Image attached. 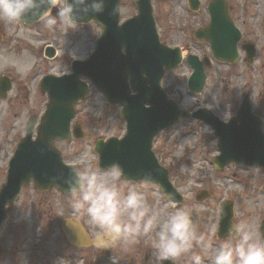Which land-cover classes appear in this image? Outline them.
Here are the masks:
<instances>
[{
	"label": "rangeland",
	"instance_id": "obj_1",
	"mask_svg": "<svg viewBox=\"0 0 264 264\" xmlns=\"http://www.w3.org/2000/svg\"><path fill=\"white\" fill-rule=\"evenodd\" d=\"M133 1L121 0L122 20L136 12ZM200 1V8L192 12L186 0H153L161 41L181 47L184 55L209 54L207 43L194 38V30L208 20L209 0ZM56 3L62 5L63 0ZM228 5L231 17L244 34L242 40L254 43L257 54L252 63L245 61L241 49L239 59L231 65L213 61L206 69L207 81L199 94H192L187 88L192 69L184 60L163 79L168 96L181 107L194 110L209 106L214 110L220 108L227 115L231 112L228 103L232 96H238L239 90L247 92L252 103L257 104L258 100L259 107H264V0H228ZM100 32L101 27L93 21L78 23L67 31L63 25L49 30L38 21L32 25L18 22L15 26L0 22V77L8 76L11 81V89L5 98H0V188L7 174L11 148L24 135L27 118H39L46 107L47 96L39 88L40 78L47 73L68 72L72 59L86 58L94 50ZM48 45L57 51L53 58L43 54ZM13 61L25 64L26 69L18 72ZM120 108L107 104L104 95L92 87L88 97L76 106L75 120L81 122L85 135L55 143L64 161L80 170L86 166L98 168L94 151L97 137H120L125 132ZM208 129L211 128L196 119H181L155 138L153 150L182 197L180 205L164 197L158 184L124 181L126 187L143 192L151 207H164L168 212L179 207L199 209L196 231L208 236L213 245L207 255L201 253L204 264H210L212 250L229 239L221 241L216 237L224 200L235 202L234 222H243L259 232L260 220L264 219V169L239 165H229L223 171L215 169L212 160L217 154L216 140ZM202 189L208 190L209 195L198 200L197 193ZM70 199V195L57 190L41 192L33 185L23 187L17 200L7 208V218L0 230V264H156L146 237L135 244L114 248L72 246L61 227L62 220L71 215ZM175 264H186V258H177Z\"/></svg>",
	"mask_w": 264,
	"mask_h": 264
},
{
	"label": "water",
	"instance_id": "obj_2",
	"mask_svg": "<svg viewBox=\"0 0 264 264\" xmlns=\"http://www.w3.org/2000/svg\"><path fill=\"white\" fill-rule=\"evenodd\" d=\"M119 3L120 0H106L103 12L81 15L79 22L86 23L94 19L103 28L96 50L86 60H74L71 74L47 75L42 79L41 89L48 96L47 108L37 126L35 139H32V134L36 118L28 119L26 135L18 143L9 162L6 182L0 190V224L5 217L6 204L12 202L21 186L30 180L41 190L56 186L68 193L64 180L76 168L63 162L53 142L71 137L70 121L75 114L74 104L85 97L88 91V85L80 79L83 75L88 76L96 88L105 94L109 103L123 105L121 117L127 124L123 138L111 137L106 142L97 140L95 150L99 153L101 168L118 164L123 179L156 182L172 199L180 201L181 196L168 178V170L158 163L151 149L154 136L161 129L173 126L180 117L201 119L215 129L220 153L215 156L214 164L218 169L221 170L230 162L264 166L261 119L251 112V105L242 103L238 115L224 123L210 110L190 112L168 99L161 80L165 70L171 71L179 64L180 49L169 48L159 42L151 0H137L138 14L122 24H119ZM197 6L198 2L195 1L192 7ZM114 8L118 10L115 13ZM208 10L209 24L198 28L196 35L206 39L216 59L234 62L238 57L240 31L228 15L226 0H211ZM25 19L28 24L35 22L30 16ZM244 48L247 60L251 62L255 55L254 46L244 45ZM46 54L52 56L53 48L47 47ZM187 61L194 69L188 80L189 89L198 93L205 81L203 64L196 55H188ZM204 62L210 65L208 58H204ZM10 86L9 78L2 77L0 96L4 97ZM73 135L78 138L83 136L78 123L73 126ZM53 177L59 179L53 180ZM208 195L207 191H201L197 199L202 200ZM232 216L233 202L226 200L221 205L218 227L220 238L228 235ZM195 218L194 212V221ZM74 229L72 232L69 230L71 236L76 240L78 237L84 238L80 224L77 223ZM164 263L172 264L171 261Z\"/></svg>",
	"mask_w": 264,
	"mask_h": 264
},
{
	"label": "clouds",
	"instance_id": "obj_3",
	"mask_svg": "<svg viewBox=\"0 0 264 264\" xmlns=\"http://www.w3.org/2000/svg\"><path fill=\"white\" fill-rule=\"evenodd\" d=\"M105 3L63 0L59 5L56 0H0V22L15 26L27 23L25 18L30 16L49 30L63 25L67 31L78 26L81 15L103 12ZM54 8L55 14L49 11ZM117 11L113 9V13ZM13 65L18 72L27 67L19 61H13ZM64 182L71 197L70 218L86 224L91 243L98 249L135 244L146 237L156 264H175L179 257H185L186 264H204L201 253L207 255L213 248L211 239L196 231L193 213L198 214L199 209L179 207L168 212L164 207L149 206L143 192L125 186L118 164L106 169H74ZM227 231L228 241L212 250L210 264H264V235L243 222L231 223Z\"/></svg>",
	"mask_w": 264,
	"mask_h": 264
},
{
	"label": "flooded vegetation",
	"instance_id": "obj_4",
	"mask_svg": "<svg viewBox=\"0 0 264 264\" xmlns=\"http://www.w3.org/2000/svg\"><path fill=\"white\" fill-rule=\"evenodd\" d=\"M243 36H244V34H243ZM246 95H247V97H249L247 92H245L243 90H239L238 96H232L230 102L228 103V104H230L231 112L229 114L225 115L223 113L222 109L216 108V110L214 111L215 114H217L223 121H227L231 116H233L237 113L240 102L242 101V99ZM249 99H250V97H249ZM254 102L252 103V111L255 112L257 115H259L263 119V131H264V107L263 106L259 107L260 104L258 103V100H256L257 104H255ZM259 233H260V231H259Z\"/></svg>",
	"mask_w": 264,
	"mask_h": 264
}]
</instances>
